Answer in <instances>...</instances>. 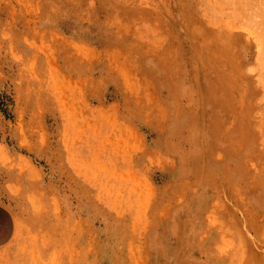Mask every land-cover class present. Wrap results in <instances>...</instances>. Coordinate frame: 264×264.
<instances>
[{"label":"rangeland","instance_id":"rangeland-1","mask_svg":"<svg viewBox=\"0 0 264 264\" xmlns=\"http://www.w3.org/2000/svg\"><path fill=\"white\" fill-rule=\"evenodd\" d=\"M249 8L251 37L256 42L259 34L264 36V0H249ZM219 10V16L223 18V14L229 11L228 5L221 3ZM118 24L123 29V24L117 22L118 27ZM254 49L257 50L256 47ZM94 56L85 47H78V57L84 63H90ZM201 58L202 62H207L206 56ZM13 59L26 67L13 79L0 73V87L5 86L4 92H10L7 101L13 102L7 105L5 98L0 99V217L5 216L8 222V236L0 240V264H148L147 231L150 206L155 197V188L149 177L154 170L161 168L159 158L166 159L165 154L150 153L146 139L137 135L128 124L123 135L121 122L105 116L107 112L114 111L101 106L92 107L80 83L76 88L68 79H62L59 73H55L51 56L46 58V63L50 64L46 72L38 70L36 57L15 55ZM211 69L207 68L205 76L204 72L197 71L201 82L190 84V88L185 85L191 97L184 98L181 103L187 105L190 100L199 108L198 111L209 116L207 120L213 117V113L222 114L215 101L225 99L234 90L226 84L224 72L216 67ZM245 69L253 75L260 90L254 98L260 100L264 108V69L259 68L257 59H252ZM185 71L188 68L182 69L184 74ZM117 73L122 82L131 84L139 80L126 66H119ZM205 91H209L208 94ZM200 102L202 104L199 105ZM187 123L185 120L179 125L181 133ZM209 135L207 133L206 138ZM47 137H54L56 151L49 148ZM232 137L235 139L236 133ZM262 142L264 133L257 144ZM263 148H259L261 152L254 167L250 166L252 186L260 188L262 203ZM72 153L77 155L74 160L69 158ZM36 154H40L43 161L33 159ZM239 157L233 165L239 169L237 179L243 180L245 171L239 166L242 156ZM38 174L45 175L42 184L38 182ZM242 183H239L240 187ZM151 188L153 195H150ZM80 189H85L89 199L87 228L81 221L84 218L75 211L80 201L77 194ZM244 194L241 189L238 195L243 197ZM213 205L219 210L210 218L220 237L218 253L225 256L228 264H264V213L254 220L249 219L238 199L231 202L216 200ZM229 209L237 212L236 220L233 216H225ZM81 225L85 230V241L78 239L74 243L73 227L80 230Z\"/></svg>","mask_w":264,"mask_h":264},{"label":"crops","instance_id":"crops-1","mask_svg":"<svg viewBox=\"0 0 264 264\" xmlns=\"http://www.w3.org/2000/svg\"><path fill=\"white\" fill-rule=\"evenodd\" d=\"M101 2L104 10L98 2L89 7L88 0H0V73L13 79L24 72L25 64L17 63L13 59L15 55L36 57L38 70L46 72L50 65L46 58L51 56L55 73L76 88L80 83L92 107L114 111L105 116L121 122L123 135L128 124L146 139L150 153L165 154L166 159L159 158L166 161L164 165L149 177L155 197L150 206L147 231L148 264H228L225 256L217 251L220 237L216 230L213 237H202L210 218L219 211L213 207V202L236 200L228 192H217L222 183L221 165L216 163L222 153L230 152L229 144H222V139L229 136L233 128L231 114L226 110L232 103L218 98L215 103L223 112L213 113L208 120L209 116L198 111L190 100L187 105L181 104L184 98L191 97L185 85L201 82L192 59L188 64V58L179 56V50L172 52L174 38L169 33L117 34L109 31L105 23L114 21L117 16L120 19L124 13L119 11L122 8L111 7V3L120 6L124 1ZM79 46L95 54L90 63L79 59ZM122 48L130 50L122 51ZM119 66H126L139 80L131 84L122 82L117 73ZM186 68L188 71L184 74L182 69ZM4 88L0 87V99L5 98L7 105L13 104L7 101L10 92H4ZM185 120L188 123L181 133L179 125ZM207 133L210 134L208 138ZM188 137L196 138L195 146L184 142ZM174 152L198 154L200 160L196 156L195 162L185 165V168L192 167V173L184 172L181 165L182 172L170 171L171 162L179 166L178 155L174 159ZM202 170L206 181L199 186L195 199L205 203L191 218V198L185 188L198 186L194 175ZM225 212V216H233L236 220L234 209Z\"/></svg>","mask_w":264,"mask_h":264},{"label":"bare ground","instance_id":"bare-ground-1","mask_svg":"<svg viewBox=\"0 0 264 264\" xmlns=\"http://www.w3.org/2000/svg\"><path fill=\"white\" fill-rule=\"evenodd\" d=\"M63 1L75 2L76 0H63ZM101 1L103 0H88L89 7L90 6L93 7V4L95 2H98L100 3V6L104 10ZM123 1H124L123 3H128V4L127 5L122 4L118 6L116 4L111 3V7L115 8V10L122 8V10L119 11L124 13L120 17V19L119 16H117L115 17L114 21H109L108 24L105 23L104 27H106L109 31L115 32L117 34L169 33L174 38V46H172V52L174 51L176 52L177 50H179V52L181 53L179 54V56L182 57L186 56L188 58V64H190L189 59H192V61L196 65V68H194V70L203 72L204 70H207V68L211 69L212 67H216L220 69L222 73L224 72V74L226 75L225 78L227 80V83L226 82L225 83L228 84L229 86L231 85L232 89H234L232 92H229L230 95L226 96V99H228L227 101L230 104L232 103L230 108H227L226 110L228 111L229 114H231L233 128L230 129V134H228L229 136L222 139V144H229L230 152L222 153L221 159L216 163L218 164V162H220L219 165H221L220 177L222 183L221 188L217 189V192L219 191L223 193L228 192L232 196H234V199L236 200L238 199L239 201H241L244 214L247 217H249V219L251 218V220H254L255 217H258L260 216V214L264 213V203L260 202V198H261L259 194L260 188L258 189L252 186V175H251L252 173L250 167L251 165L252 168L254 167L255 161L259 157V154L261 152L259 148L264 147L263 142L260 143L259 145L257 144L258 139L264 133V108L263 106L261 107L260 100L254 98L257 97L260 90L256 86V82L254 80L253 75H250L248 73V70H246L245 68L247 64H249V62L252 61V59L253 60L257 59L259 68H261V70L264 69V36L259 34L256 38V42L252 40L251 29H250L251 9L249 8V0H123ZM221 3H226L229 9L228 13L223 14V18L219 16L220 14L219 6ZM111 22H116V24ZM117 22L123 24V29L120 27L121 24L120 25L118 24L119 27L117 26ZM112 24H115L116 26H112ZM254 47H256L257 50L254 49ZM129 50H130L129 48H122V51H129ZM255 51H256V55H255ZM201 56L204 57L206 56L207 62L206 61L202 62L203 58H201ZM180 63L182 64V60ZM199 73L200 72H198V74ZM197 78L198 80L201 79V77L199 78V75ZM187 80H189L188 77ZM33 130L31 132H33ZM234 133H236L237 135L235 139L232 137ZM12 135L15 136L14 133H12ZM135 137H137V135H135ZM20 138L22 137L20 136ZM47 139L49 140L48 146L51 149V151H56L57 143L54 141V137H50V138L47 137ZM195 139H196L195 137H188L184 139V142H186L188 145L195 146ZM73 140H71V143ZM33 152L35 153V151ZM174 153H175L174 159L178 155L179 159L177 160V162H179V166L176 167L175 162L174 164L173 162H171L170 171L177 173L182 172L180 169V165L184 170L185 165H187L188 163L191 164L195 162L194 157L198 156V154L195 153H191V154H183V152H174ZM75 155H73L72 153L69 155L70 157L69 156L68 157L69 158L72 157L74 160V158L76 159ZM34 156L33 159L37 161L42 160L40 154H36ZM239 156H242L239 166L242 167V171L244 170L246 173V174L244 173L243 180L239 178L237 179L236 176H238L239 174V169H236L235 165H233L235 160L240 159ZM82 160L83 159H80V161ZM165 162L166 161L162 162V164L164 165ZM79 163L81 164V162ZM191 169L192 167L190 169L185 168L184 172L187 171L189 173H192L194 170ZM202 174H204L203 170L201 171V173L197 172L194 175V178L199 183L198 186L197 185L195 186L197 187V189L194 187V191H193L191 190L192 187H190V189H188V187L185 188L186 190L189 191L188 193H190L191 199L189 202V209H190L191 218H192V214L196 212L198 209H200L201 205L205 203L204 201L201 202V200L195 199L199 186L206 181L204 179L205 177L204 176L202 177ZM44 177L45 175L38 174V178L37 177L36 178L39 180L38 182L42 184ZM241 181H243V183L242 186L240 187L239 183ZM217 187L220 186L217 185ZM241 189H243L245 193L243 197H239L238 195ZM150 191H151L150 193L151 195L152 188ZM77 194H79L80 201L77 202L75 211L76 214L84 218L81 221L83 226L86 227L87 219L88 217H90L89 216L90 210L88 205L89 199L87 197V193L85 189L81 190L80 193ZM179 205L182 206V203H180ZM205 207H207L208 209L209 204ZM4 217H0V224H1L0 240H2L8 233V222ZM214 224L211 221L210 223L209 222L207 223L208 227L203 233L204 234L202 237L203 239H208L210 237H213V235H215ZM83 226L81 229L79 227L80 230H76L75 226L73 227L72 235H74L73 237L74 243L78 242V239L82 241L84 236H86L85 230H83ZM83 240L85 241V239Z\"/></svg>","mask_w":264,"mask_h":264}]
</instances>
